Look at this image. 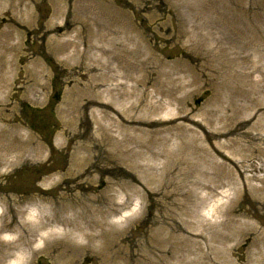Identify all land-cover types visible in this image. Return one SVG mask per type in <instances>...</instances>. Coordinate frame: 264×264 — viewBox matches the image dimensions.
I'll return each instance as SVG.
<instances>
[{
  "label": "rangeland",
  "instance_id": "374dc122",
  "mask_svg": "<svg viewBox=\"0 0 264 264\" xmlns=\"http://www.w3.org/2000/svg\"><path fill=\"white\" fill-rule=\"evenodd\" d=\"M0 18V134L25 152L0 139V241L31 240L28 264H258L241 161L264 119V0H0ZM107 89L145 121L131 136L83 108ZM78 162L99 168L74 181Z\"/></svg>",
  "mask_w": 264,
  "mask_h": 264
},
{
  "label": "bare ground",
  "instance_id": "6f19581e",
  "mask_svg": "<svg viewBox=\"0 0 264 264\" xmlns=\"http://www.w3.org/2000/svg\"><path fill=\"white\" fill-rule=\"evenodd\" d=\"M0 20L3 21L4 18H0ZM11 22L12 21L10 19L7 20L6 27H4L2 29L0 28V88L2 86H4V84H6V77H5V80L2 82V79L4 78V71L2 70V66H3V63L4 62L6 63V61L8 59L9 51L12 50V49L8 48V45L14 39L13 37H14V34L16 33V28H14V26L11 24ZM7 62H9V60ZM8 67H10V66H8ZM93 69L95 70L94 67H93ZM7 70L8 69H6V71ZM7 74H8V72H6V76H7ZM104 77H107V76L105 75ZM77 84H80V83H77ZM105 84H104V81H98V82H96V85L93 84L91 86V89H93L94 87L101 89L102 85L106 86ZM107 92H108V97H109V100L111 103H108V102L104 101L103 99H101L99 97V93H100L99 92L97 98H94L93 97L94 95H92V97L86 99L85 103L83 104V108L91 109L90 112L92 114H98L102 121L108 120L110 123L113 124V126L119 132L131 136L133 133L138 131V128L134 127L136 125V123L138 125H144L145 121L140 120V117L135 119V121H132L130 118H128V115L125 114L124 110H120L116 107L117 106L116 104L121 105L119 99L124 97L125 95H128L127 93H118L114 89H107ZM141 105L142 104L140 102V103L134 104L133 106L135 108L139 109L141 107ZM151 105H153V104H151ZM87 106H91V107L88 108ZM133 106H131V107H133ZM159 107H160V104L158 102H156V104H154V106H152L151 109L153 111L154 110L158 111ZM259 111L260 110H258L257 112H259ZM263 116H264V114H263ZM177 119L178 118H176V120ZM183 119L188 120L189 115H186L185 117H183ZM0 120H1V116H0ZM169 122H171V121H164L163 120V121H160V123H157L156 125L157 126H163L165 124L164 128H165V130H168L166 125H168ZM189 122H191L193 124L192 120ZM102 128L106 129V126H102ZM259 130L261 132L264 131V119H262L259 123ZM8 132H11V134L8 135ZM8 132L4 136L2 134H0L1 135L0 139L4 138L5 143L7 144L5 148L8 152H17V154L20 156V154L22 152V145L24 143L21 142L19 132H17V131L16 132L8 131ZM261 132H259L256 136L253 137V142L255 143L254 147H252L249 143H246L242 149L243 156H242V161H241V167L242 168H246V167L251 168L252 172L255 173L251 178L243 177L242 198L245 202L249 200L252 203V205L254 206L255 210L258 212L262 211V215L264 216V165H260L259 167L254 165L255 161H257V160L260 161L261 158H264V135ZM130 139H132V137H130ZM3 149H4V146L0 145V151ZM82 149L88 150L89 148H88V146H83ZM26 152H30V151H26ZM24 154H25V152H23L20 157H24L25 156ZM97 156H100V154H98ZM97 156H96V158H97ZM81 160H83V158H80V161ZM248 163H250L249 166L246 165ZM6 164H9L8 160H5V159L1 160L0 159V168L2 166H5ZM90 167L94 168L96 166H95V164H92V166H90ZM77 168L78 169H77V173L75 174V178H72L74 181L77 179H80L82 176L88 175V173H90V171H91L89 168L88 169H86V168L83 169V167L81 168L79 162H78ZM98 168H99V166H97L95 169H98ZM95 169H94V171H91V172H95ZM99 170H106V168H100ZM69 173H71V171ZM262 173H263V175H262ZM77 174H80L78 178H76ZM241 176H242V174H241ZM254 183H256V184H254ZM77 186L79 188H86V186H84V185L81 186V184H79ZM19 202H20V200H19ZM248 212L249 211H247V210L242 211V217L241 218L244 219L245 222H242L240 227H241V229L244 230V232H247L248 228H250V226L247 223V219H246V217H248V215H249ZM47 222L50 223L51 219L47 218ZM230 222H232L231 219H229L228 224H230ZM41 225H45V223H42ZM256 228H255V231H253V234H251V236H253L252 242L256 247L254 261L257 262L258 264H264V223H261L260 228H257V229ZM248 233H250V232H248ZM187 235H188V237H194V235L190 234V233H188ZM231 236H233V235H231ZM198 237L203 238L201 235H198ZM6 238L8 239V243H6L4 241H0V264H25V263L28 264L29 260L31 259V256L33 257V254H34V251L31 249L32 241L26 240L24 243V246H22L23 244L15 246V242L11 241L12 236L7 235ZM6 238L4 239L5 241H6ZM223 240L229 241V239L226 237H224ZM4 243L8 244L9 247H7V245H5ZM49 244H50V242L46 245L49 246ZM16 248H20L21 251L20 252L17 251ZM7 258L10 259L9 262H6Z\"/></svg>",
  "mask_w": 264,
  "mask_h": 264
}]
</instances>
